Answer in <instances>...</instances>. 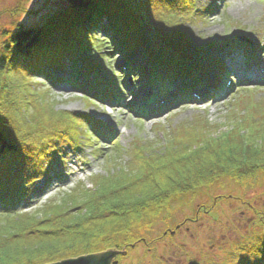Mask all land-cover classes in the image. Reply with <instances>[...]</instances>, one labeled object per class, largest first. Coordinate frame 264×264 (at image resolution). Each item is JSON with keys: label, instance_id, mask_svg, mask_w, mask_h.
<instances>
[{"label": "rangeland", "instance_id": "rangeland-1", "mask_svg": "<svg viewBox=\"0 0 264 264\" xmlns=\"http://www.w3.org/2000/svg\"><path fill=\"white\" fill-rule=\"evenodd\" d=\"M123 1L126 2V0ZM127 1L129 4H134V0ZM196 6L200 10L198 13H195ZM210 7L212 9L208 11ZM66 8H68L67 0H0V57H3L4 47L19 26L24 29L44 26L50 20H54L57 13ZM203 11L208 13H201ZM163 12L165 14H162ZM153 13L159 14L161 19L163 17L166 25L180 24L183 18L188 21L180 30L176 27L179 32L176 37L178 43L175 42L176 39H172L173 43L169 46L172 47L171 49L166 46L164 49L161 44L150 46L146 43L150 48L152 47L154 52H144L142 48L146 49L145 47L132 51L140 57L138 64H143L142 67L145 70L155 65L157 72L158 69L168 72L166 64L178 68L181 60L184 59V54L192 57L190 61L193 59L192 61L198 62L206 56L207 50L211 49L208 46L210 43L218 44L221 40L238 37H241L239 41H245H241L242 44L236 43L231 48L216 49L218 51L215 54L219 56L218 59L226 64L234 60L239 68L240 66L248 67L247 61L264 67V47L262 46L264 40L260 41L261 36L264 37V0H174L172 7L169 2L165 3L164 9L156 5ZM140 16L147 18L144 12H141ZM143 25L144 30L149 29V35L153 39L150 42H154L155 30L150 28L149 21ZM185 28L187 30H184ZM238 28L244 29V32L238 33ZM99 35L95 36L96 42ZM93 46L91 51L81 56L84 58L78 56L79 59L65 63V68L69 70L68 68L75 67L79 73L84 75L86 81L92 83H98L99 80L106 83L111 76L116 77L119 82L118 75L123 76V80H128L127 73L131 71H125L126 61L123 49L118 48V52L106 50L102 53L96 48L97 44ZM159 52L165 53L162 60L165 59L166 63L158 67L155 56ZM221 54L225 55L221 56ZM141 59L142 62L139 61ZM258 59L262 60V64ZM148 60L151 61L148 62ZM89 62L93 69L89 67ZM235 63L232 66L237 67ZM55 69L46 70L44 74H34L26 94L30 99L39 97L37 103L42 111L50 107L51 111L59 114L57 119L53 117L55 122L49 120L53 123L46 125L47 130L42 132V136L45 138L48 134L47 139H44L45 144L48 143L46 145L55 144L58 153L63 150L65 152L51 156L53 159L51 164L48 161L49 157L42 153V144L38 145L36 154L33 152L26 158L21 152L15 156L5 153L0 158L2 161L8 160L11 165L18 161L23 164L25 161L34 159L32 164L30 161V165L36 172L45 167L51 172V179L49 177L40 179L31 187L34 192L30 196V202L25 200L16 202V208L32 206L30 208L32 210H25L26 212L40 210L48 204L68 201L69 197L79 193L81 184L85 185L86 189H92V181L95 177L107 176L112 170L111 165L116 169H131L135 156L146 145L162 147L157 150L159 153L167 150L164 146L168 143L167 139L170 136L179 132V128H187L188 124L194 125V122L200 118H203L204 122L221 125V127L227 124L231 117H235L233 119L241 124L264 120V87L247 86L239 79L236 82V71H231L229 78L225 80H232L234 84L236 82L253 90H242L240 87L238 90L242 91L232 90L230 96L226 97L223 91L228 88L222 86V92L216 94L215 99L210 97L213 96L211 92L207 99L192 98L189 104H182L174 109L164 107L165 103L162 101L165 99L160 98L157 104L162 107V112L157 111V114L162 116L155 119L156 117H153L154 115L149 111V116L143 117L137 115L136 110L149 104L150 100L156 101L158 96L171 97L173 89L151 97L152 90L154 92L159 90L160 82L152 87L139 79L131 83L130 78H140L137 75H131L129 82L120 81V86L123 84L126 89L123 92L122 106L111 100L94 103L90 101V97L80 92V90H85V84L81 85L79 80L81 74L75 80L74 75H68V72L63 73ZM213 71L215 69L209 72L208 79L214 73ZM47 76H52L57 80L51 81ZM15 77L14 72L0 74V87L6 83L10 84ZM218 80L214 79V84L222 85ZM194 100L202 104L193 102ZM10 108L18 109L15 104H11ZM31 108L30 104L22 105L24 112H30ZM243 110H246L245 116L242 115ZM31 113L33 119L42 114L36 115L33 109ZM75 114H80L83 124L81 121L72 122L71 115ZM255 114H258V117ZM86 121H90L94 127L90 129V122L87 123L88 127L84 126ZM39 123L36 128L40 130V133L44 125L40 121ZM263 125L264 123L261 124L262 127ZM14 127L16 128L17 125H12V129H15ZM67 128H72V131H68ZM230 129L233 128L224 126L223 134H228ZM39 139V135L37 138L32 137L31 146L38 144ZM9 140L5 139L1 143V152L6 150ZM116 140L119 143L115 147L112 144ZM3 145H5L4 149ZM68 146L78 147L68 148ZM53 150L48 146L44 149V153H53ZM61 154L62 157H59ZM110 158L115 159L113 163ZM16 169L24 173H22L23 178L13 177L15 181L22 182L33 177L32 169L30 170L28 165L24 164ZM7 170L13 171L10 167ZM145 225H142L144 230L142 235L145 240L136 244L135 248L128 251L122 259L116 258L118 264H246L248 260L247 263L250 264L254 262L256 251L264 247V175L257 177L255 181L243 184L226 177L210 187L175 197L149 228L145 229ZM171 232L175 234L171 235ZM150 243H153V246L149 247ZM120 250L125 251L126 248ZM243 255L245 256L242 257Z\"/></svg>", "mask_w": 264, "mask_h": 264}, {"label": "trees", "instance_id": "trees-1", "mask_svg": "<svg viewBox=\"0 0 264 264\" xmlns=\"http://www.w3.org/2000/svg\"><path fill=\"white\" fill-rule=\"evenodd\" d=\"M67 1L68 8L57 13L46 25L28 29L19 26L4 47L0 74L14 72L16 77L10 84L0 87L3 90H0V145L10 139L6 150H0V158L5 153L15 156L19 152L26 158L37 153L39 144L43 145L42 153L49 157V162L55 155L44 153L48 146L53 149L56 145H46L44 139L48 134L44 138L42 132L47 130L46 125L53 123L49 120L57 119L59 114L50 107L42 111L37 103L39 97L30 99L26 94L34 74H44L53 68L65 73L68 71L65 63L79 59L78 56L83 58L81 56L91 51L95 44L102 53L117 51V40L130 51L145 47V52H154L149 45L158 44L171 49L172 39L179 35L177 28L180 30L188 21L183 18L180 24L166 25L163 17L153 13L156 5L164 9L165 3L169 2L172 7L174 0H134V4L127 0H84L80 5L74 0ZM141 12L147 18L140 16ZM146 21L155 30V34L152 32L154 42H150L153 39L149 29H143ZM93 33L100 34L97 42ZM163 54L159 52L155 56L158 67L166 63L162 60ZM170 65L166 64L168 72L173 73L177 67ZM163 72L158 69L157 73ZM47 78L57 80L52 76ZM101 84L102 81L96 83ZM11 104L17 105L18 109H11ZM26 104L32 106L36 115L42 114L33 119L31 110L24 112L22 109ZM245 111L242 112L244 116ZM233 118L222 127L200 118L194 125L183 126L170 136L164 146L167 150L159 153L157 150L162 147L146 145L135 156L131 169L121 170L111 165L112 170L107 176L95 177L92 189L81 184L79 193L69 197L68 201L48 204L30 212L25 210L32 206L16 208V202L31 201L34 192L31 187L36 181L51 177L48 169L45 167L36 172L30 165L32 158L23 164L18 161L12 165L8 160H0V264H54L124 248L128 252L145 240L142 225L149 228L173 198L210 187L226 177L240 184L255 181L264 175V125L261 126L264 120L241 124ZM71 119L78 123L83 118L71 115ZM39 121L44 125L40 133L36 128ZM89 122H84V126L90 125L91 129L93 124ZM14 124L17 127L12 129ZM224 126L233 129L223 134ZM67 129L72 131V128ZM37 135L40 138L38 144L31 146V138H37ZM113 160L110 158L111 163ZM24 164L32 169L33 177L22 182L13 180V177L23 178L24 171L21 173L16 168ZM8 167L13 171L7 170ZM250 264H264V247L256 251L254 262Z\"/></svg>", "mask_w": 264, "mask_h": 264}, {"label": "water", "instance_id": "water-1", "mask_svg": "<svg viewBox=\"0 0 264 264\" xmlns=\"http://www.w3.org/2000/svg\"><path fill=\"white\" fill-rule=\"evenodd\" d=\"M76 4L80 5L84 0H74ZM5 145H3L4 149ZM3 152V151H2ZM175 233H172L174 235ZM127 251H107L104 253L93 254L76 259L64 260L54 264H118L116 258L118 256H126Z\"/></svg>", "mask_w": 264, "mask_h": 264}, {"label": "bare ground", "instance_id": "bare-ground-1", "mask_svg": "<svg viewBox=\"0 0 264 264\" xmlns=\"http://www.w3.org/2000/svg\"><path fill=\"white\" fill-rule=\"evenodd\" d=\"M258 60H259V62L262 64V60H260V59H258ZM191 98H199V95L194 94V95L191 96ZM185 100H186V101H192V100H190L189 98H186ZM193 102H196V103H200V104H202V102H200V101H196V100H194ZM91 126H92V125H91Z\"/></svg>", "mask_w": 264, "mask_h": 264}]
</instances>
